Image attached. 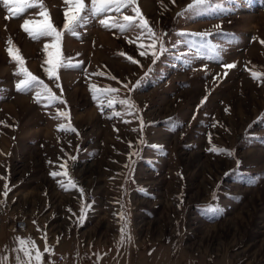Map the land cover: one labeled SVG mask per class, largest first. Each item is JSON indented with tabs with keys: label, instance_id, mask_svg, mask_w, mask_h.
I'll return each mask as SVG.
<instances>
[{
	"label": "rangeland",
	"instance_id": "rangeland-1",
	"mask_svg": "<svg viewBox=\"0 0 264 264\" xmlns=\"http://www.w3.org/2000/svg\"><path fill=\"white\" fill-rule=\"evenodd\" d=\"M31 2L13 16L0 0V164L21 171L20 162L51 161L71 173L68 184L53 185L52 196L68 208L62 224L75 250L47 264H264V0H212L211 9L194 16L187 11L193 0H136L149 26L165 33L168 51L155 64L151 49L140 55L153 37L139 19L123 20L135 15L132 8L113 7L78 35L64 31L61 60L79 67H60L58 79L44 71L52 38L33 40L22 26L43 20L42 3L63 31L70 6ZM201 32L211 33L216 52L194 35ZM12 46L42 85L16 89L25 76ZM216 56L235 64L226 76ZM150 67L141 86L124 87ZM44 85L58 99H49ZM127 99L135 109L119 103ZM130 153H138L131 168ZM5 177L13 174L2 167L0 184ZM79 189L83 223L74 210ZM209 207L219 214L206 213ZM0 216L2 223V209Z\"/></svg>",
	"mask_w": 264,
	"mask_h": 264
},
{
	"label": "crops",
	"instance_id": "crops-1",
	"mask_svg": "<svg viewBox=\"0 0 264 264\" xmlns=\"http://www.w3.org/2000/svg\"><path fill=\"white\" fill-rule=\"evenodd\" d=\"M25 164L33 169L26 171ZM38 164L30 161L20 162L21 171L10 161L0 164L2 165L0 168L5 169V175L13 174V177H5L0 184V209L6 217L0 223V264H37L35 259L37 249L41 253L39 264H47L54 261L58 255L62 256V259L66 258L75 250L72 249L74 247L68 229L62 224L64 222L62 216L68 208L63 207L62 201L55 203L52 196V192H55L53 185L68 184L71 173L64 169L56 171L51 161H45V165L42 166ZM11 168L14 170H10ZM65 171L67 175H63ZM52 172H59L61 175L53 177ZM18 173V176H14ZM81 194L80 189L75 192L78 203L74 204V210L78 214L83 208L79 201ZM16 217H26L27 227L22 229L13 227L11 221ZM21 240L26 243L22 244ZM78 247L81 249L82 244H78ZM25 249L29 250L30 255L25 254Z\"/></svg>",
	"mask_w": 264,
	"mask_h": 264
},
{
	"label": "snow or ice",
	"instance_id": "snow-or-ice-1",
	"mask_svg": "<svg viewBox=\"0 0 264 264\" xmlns=\"http://www.w3.org/2000/svg\"><path fill=\"white\" fill-rule=\"evenodd\" d=\"M65 2L70 6L67 11H65V22L63 23V31L58 30L50 21L49 14L47 10L44 9V5L41 3L39 4V7L42 9L40 12V15L43 17V20L40 21H34L30 19L24 20L23 29L25 32L29 34V36L36 40L40 37H51L52 43L45 45V51L48 52V56L44 60V64L47 65L44 68L45 73H47L50 77L57 78V72L60 67H79V64L76 65H70L65 64L61 60V53H60V45L61 40L64 31H67L71 35H78L77 29L83 26L84 24L90 22V18L98 17L100 14L105 13L109 11L111 8L115 7L116 11H120L121 8L125 7H131L132 11L135 13L134 16L124 15L123 20L126 22H134L137 19H139V27L142 29L147 30L148 34L153 37V42L148 45H140L143 51L140 52L141 56H146L149 54V49H151L150 55L153 59V64L157 60H159L160 56L163 55L168 51V49L165 47L164 43V36L165 33L163 30H153L152 27L149 26V21L143 16L141 13L139 7L136 5V0H91V6L88 7L85 3V0H65ZM241 4H243V0H239ZM2 3L4 6L8 8V11L13 15H20L22 14L27 8L34 7L31 0H2ZM234 7V5H233ZM212 8V0H193V3L188 6L187 11L191 15H199L203 12L208 11ZM87 13V15H85ZM184 15L183 12L179 13L178 16ZM99 23L105 27H109L108 20L101 19L99 20ZM112 27H115L116 25H111ZM219 28V26H216ZM123 28V26H121ZM181 35H184V33H181ZM194 35H197L201 38L202 43L208 45L212 48L213 52H216L215 46L211 45L208 41V37L211 35L209 32H201V33H194ZM55 50V51H50ZM9 54L13 57L14 60H16L20 65V72L23 73L25 76V79H21L16 84V89L21 92L30 91L34 86L42 85L43 82L33 75L31 72H29L24 67V60L23 57L19 55V50L15 49L14 46L10 47L8 49ZM128 59L133 63H139L138 61L132 60L131 57H128ZM212 59H217L220 63L223 64V67L225 69L224 75H227V70L232 69L235 67V64L233 63H225L220 59L219 56L212 57ZM152 71V68L150 67L148 71L145 72V77H142L141 79L137 80L134 85L129 87L128 84H125L124 87L127 88L129 91L132 89L141 86L142 81L148 77L149 73ZM100 75H103L102 73ZM114 79V77H113ZM44 89L46 92L49 93V99H58L57 97L51 95V90L47 88L46 85H44ZM93 91V99H96V92L98 89L95 85L92 86ZM109 91L115 92L116 89H109ZM41 93L37 92V97H39ZM206 99V98H205ZM121 105H127L129 109H135L134 102L131 101V99L127 100H121L119 101ZM113 106V101H108V107L111 108ZM103 111V108L101 109ZM60 116L67 117L69 114L68 112H60ZM114 115L119 116L121 113L116 112ZM140 118V131L144 128V122L142 116ZM171 124V122H168ZM64 130H71L72 132H76L77 130L75 128L68 126L66 128L64 125L60 126ZM140 143H143V139H141ZM210 151L213 152H224L223 149H217L216 147H213L210 149ZM138 153H130L129 154V164L126 167L131 168V164L134 163V161L131 160V157L133 155H137ZM231 155V153H229ZM72 160H75L76 157H71ZM61 167H65V165H61ZM51 175L53 177L61 175L59 172H52ZM63 175H67V172H63ZM75 187V185H72ZM4 196H7V185H5V191ZM85 209H81V215L79 216L80 223H83L85 216H84ZM206 213H212L213 216L219 214L220 209L219 207H209L205 210ZM122 233L124 232V229L121 230ZM21 243H26L24 240H21ZM25 254L30 255L29 250L25 249ZM35 259L37 261V264L41 261V253L37 249Z\"/></svg>",
	"mask_w": 264,
	"mask_h": 264
},
{
	"label": "built area",
	"instance_id": "built-area-1",
	"mask_svg": "<svg viewBox=\"0 0 264 264\" xmlns=\"http://www.w3.org/2000/svg\"><path fill=\"white\" fill-rule=\"evenodd\" d=\"M91 197H93L92 195H90ZM2 221V218L0 216V222ZM12 225L13 227L15 228H19V229H22V228H26L27 225H28V221L26 218H16L12 221Z\"/></svg>",
	"mask_w": 264,
	"mask_h": 264
}]
</instances>
